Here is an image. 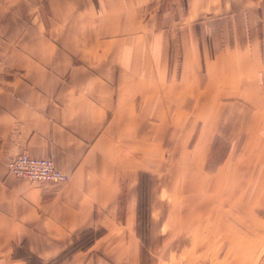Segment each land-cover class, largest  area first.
Returning <instances> with one entry per match:
<instances>
[{"label":"crops","instance_id":"1","mask_svg":"<svg viewBox=\"0 0 264 264\" xmlns=\"http://www.w3.org/2000/svg\"><path fill=\"white\" fill-rule=\"evenodd\" d=\"M205 91L250 99L264 177V0H0V264H141L142 173L190 148ZM22 154L68 181L10 175ZM190 264H264V206H190Z\"/></svg>","mask_w":264,"mask_h":264},{"label":"rangeland","instance_id":"2","mask_svg":"<svg viewBox=\"0 0 264 264\" xmlns=\"http://www.w3.org/2000/svg\"><path fill=\"white\" fill-rule=\"evenodd\" d=\"M204 69L207 82H213L219 68ZM230 91L225 95H234L232 87ZM205 93L196 92L201 99L193 100L199 106L194 109L195 113H190V148L182 145L186 139L180 140L178 159L174 162L170 148L164 146L159 174H151L156 168L151 163L142 173L137 226L141 264H190V206H264V193H259L264 177L261 173L257 177L258 164L251 162L249 128L242 132L245 139L237 148V163L234 159L235 142L242 135L234 130V108L229 107H234L236 101L244 104L243 110L247 113L240 114L237 122L241 120L248 126L250 99H211L208 96L213 93L207 92L203 97ZM225 107L230 113H216ZM150 155L154 156V149L148 146L147 157ZM200 155L208 156L206 170L199 162ZM223 161L228 166L218 175L216 168ZM79 244L86 245L82 241Z\"/></svg>","mask_w":264,"mask_h":264},{"label":"built area","instance_id":"3","mask_svg":"<svg viewBox=\"0 0 264 264\" xmlns=\"http://www.w3.org/2000/svg\"><path fill=\"white\" fill-rule=\"evenodd\" d=\"M10 175L34 183L64 184L68 176L61 172L51 158H37L22 154L8 162Z\"/></svg>","mask_w":264,"mask_h":264}]
</instances>
